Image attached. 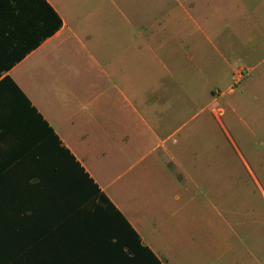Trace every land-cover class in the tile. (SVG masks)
I'll return each instance as SVG.
<instances>
[{
  "label": "crops",
  "instance_id": "crops-1",
  "mask_svg": "<svg viewBox=\"0 0 264 264\" xmlns=\"http://www.w3.org/2000/svg\"><path fill=\"white\" fill-rule=\"evenodd\" d=\"M43 1L0 0V264H264L188 155L225 92L264 148V0Z\"/></svg>",
  "mask_w": 264,
  "mask_h": 264
},
{
  "label": "rangeland",
  "instance_id": "rangeland-1",
  "mask_svg": "<svg viewBox=\"0 0 264 264\" xmlns=\"http://www.w3.org/2000/svg\"><path fill=\"white\" fill-rule=\"evenodd\" d=\"M217 89H220V86L214 85V90ZM226 101H231V93L225 92V95L219 98L218 108L222 107L224 109L223 114L220 116L222 126L216 122L214 115L209 110L206 114L203 112L197 115L196 118L204 117L208 123L206 137L202 136V140L205 138L207 143L200 148L191 147L188 153L189 159H197L199 154L205 157L207 160L205 163L206 171L204 168L203 171L210 175L215 171L210 162L211 158L216 155L221 157L220 161L218 160L221 166L218 173H222L223 179H218L217 185H221L224 190L229 189V187L238 190L239 195L234 196L233 203L240 209L247 208V204L256 205V214L253 213V219L258 225L264 221V148H251L247 146L246 142L242 141L248 139V132L242 123L236 122L235 116L231 113V107L226 104ZM234 123H236L235 126H233ZM238 129L241 136H238ZM181 135L182 132L180 131L174 138H180ZM191 138L192 142L199 139L195 133ZM252 150H256V158L253 154L251 155L250 151ZM250 170L255 175L259 185L255 182ZM230 173H234V177L231 178L228 175ZM204 181L207 183L201 182L200 185L206 188L210 185V181L214 180L209 178ZM229 198V195L224 196L225 206H230L231 199L229 200ZM242 219L240 216V220ZM244 233L245 231L240 228L238 235L241 237L248 235V232Z\"/></svg>",
  "mask_w": 264,
  "mask_h": 264
},
{
  "label": "trees",
  "instance_id": "trees-1",
  "mask_svg": "<svg viewBox=\"0 0 264 264\" xmlns=\"http://www.w3.org/2000/svg\"><path fill=\"white\" fill-rule=\"evenodd\" d=\"M39 2L44 3L43 0H39ZM44 6L46 8V17L44 19V22H45L46 27H47L45 35L48 36L50 33H53L54 31H56L59 28V26L61 25V21L47 4H44ZM49 12H51L50 13L51 15H49ZM24 53L25 52L23 51V52H21L20 55H23ZM11 63H13V62H7V64H5L3 67H8Z\"/></svg>",
  "mask_w": 264,
  "mask_h": 264
}]
</instances>
